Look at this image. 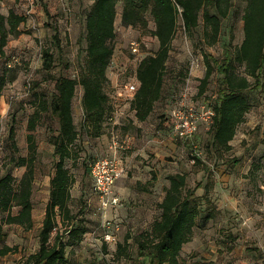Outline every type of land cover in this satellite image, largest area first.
Segmentation results:
<instances>
[{"label": "rangeland", "instance_id": "374dc122", "mask_svg": "<svg viewBox=\"0 0 264 264\" xmlns=\"http://www.w3.org/2000/svg\"><path fill=\"white\" fill-rule=\"evenodd\" d=\"M92 3L93 0H3L6 15L14 10L27 19L20 26V34L10 37L5 53L0 52V77L10 68L9 63L13 68L3 91L0 112V177L11 171L20 178L25 172V168L14 166L12 158L28 155L29 120L35 112L37 97L45 94L51 98L54 92V82L43 69V50L54 51L55 73L79 76L86 58L85 21ZM246 5V0H234L231 15L224 20L221 39L215 46L204 43L203 27L190 37L180 20L163 98L150 118L140 122L132 112L130 102L134 94H130L128 88L133 83L138 84L141 61L154 54L160 44L152 34L155 29L152 17L148 30L123 25V0L119 2L115 54L108 70L111 83L107 88L118 117L107 126L103 136L92 137L83 128L82 87L78 88L74 101L83 159L75 170L73 205L76 211L85 206L90 232L82 246L69 253V264H133L132 259L118 254V246L127 245L130 257L138 256V245L134 239L128 242L127 236L150 230L160 217L159 204L173 173H187L189 185L199 188L200 195L204 194L209 177H213L216 180L213 201L221 211L207 226L200 225L193 241L184 246V264L209 261L264 264V88L251 93V111L238 128L233 149L224 155L211 147V112L223 86L222 76L215 72L207 92L199 93L201 79L206 74L204 53L222 59L225 48L231 43L232 31L236 36L234 44H241ZM55 28L59 29L61 49L54 42ZM134 47L138 48L137 53ZM180 115L192 116L196 121L197 130L192 137L181 138L177 134ZM13 126L19 151L10 139ZM57 128V121L47 114L35 131L40 152L34 191L35 228L4 226L0 249L8 244L19 246L23 252L0 255V264H17L25 255L39 249V231L55 164V148L49 137ZM196 155L201 157V162L194 159ZM106 157L118 160L122 175L113 188V195L119 197L120 204L103 216L99 211L100 196L87 167ZM154 174L157 181L153 179ZM3 215L0 212V222ZM107 233L113 234L116 241L107 242Z\"/></svg>", "mask_w": 264, "mask_h": 264}, {"label": "trees", "instance_id": "16d2710c", "mask_svg": "<svg viewBox=\"0 0 264 264\" xmlns=\"http://www.w3.org/2000/svg\"><path fill=\"white\" fill-rule=\"evenodd\" d=\"M120 1L93 0L85 21L86 58L79 76L73 78L55 73L54 51L51 48L43 50V69L54 82V92L51 98L45 94L37 97L35 112L29 120L28 155H14L12 158L14 166L25 168V172L20 178L11 171L0 177V212L4 214L0 222V237H3L5 225L34 229V191L40 157L35 131L41 119L51 115L58 123V128L49 137L55 148V164L50 180V196L39 231L40 246L17 264H69V253L81 247L90 232L85 206L76 211L73 205V189L77 183L75 170L83 159L74 101L78 88L82 87L83 128L92 137L103 136L107 126L116 119L117 111L107 88L111 83L108 70L115 54ZM246 2L241 44H234L236 36L232 31L231 43L225 48L222 59L204 53L206 74L201 79L200 95L207 92L215 72L222 76L223 86L212 110L211 126V147L221 155L233 149L232 142L238 128L246 122L252 108L251 93L264 88V0ZM2 3L3 0H0V52L4 54L10 37L20 34V26L27 18L14 10L6 15ZM233 7L234 0H123V25L148 30L152 17L155 23L152 34L160 44L154 54L141 61L137 71L139 88L131 100V108L140 122L150 118L156 104L163 98L168 63L180 20L190 37L203 27L204 43L215 46L221 39L224 20L229 18ZM55 29L54 42L61 49L59 29ZM8 66L10 68L0 77V112L3 91L9 74L13 72L12 64ZM10 139L19 151L14 126ZM194 159L202 161L198 155ZM262 167L264 169V164ZM90 172L91 168L87 167V173ZM188 177L187 173L170 174V185L166 187L165 197L159 204L162 211L160 217L150 230L127 236L128 242L134 239L138 245V256L130 257L127 245L119 244L120 256L126 255L133 264H184V246L193 241L196 229L200 225L207 226L221 212L212 196L216 180L209 177L204 194L200 195L199 188L189 185ZM153 179L158 180L156 174ZM15 209L18 211L15 212ZM19 252H23L19 246L8 244L0 249L1 256Z\"/></svg>", "mask_w": 264, "mask_h": 264}, {"label": "built area", "instance_id": "2783aa9c", "mask_svg": "<svg viewBox=\"0 0 264 264\" xmlns=\"http://www.w3.org/2000/svg\"><path fill=\"white\" fill-rule=\"evenodd\" d=\"M134 52H138V48H133ZM138 82V81H137ZM139 82L133 83L129 86V93L134 94L138 91ZM131 96V100L134 98ZM213 116V112H211ZM180 123L177 126V134L181 138H189L194 135L197 130L196 121L194 118L180 115ZM116 150L117 147H114ZM91 172L95 182V191L100 196L99 211L101 214L106 215L107 211L112 207L118 206L120 204V199L117 196L113 195V188L115 187V182L122 175V170L119 168V162L115 158H103L96 161L91 165ZM108 223H106V228L109 229ZM107 242H115L116 237L113 234L107 233L105 236Z\"/></svg>", "mask_w": 264, "mask_h": 264}, {"label": "crops", "instance_id": "0c3cea01", "mask_svg": "<svg viewBox=\"0 0 264 264\" xmlns=\"http://www.w3.org/2000/svg\"><path fill=\"white\" fill-rule=\"evenodd\" d=\"M132 102V101H131ZM131 102H130V106H131ZM132 112L134 113V116H136V113H135V111L134 110H132ZM118 112H117V114H116V119H117V117H118ZM120 190V189H119ZM45 216V215H44ZM44 219V218H43Z\"/></svg>", "mask_w": 264, "mask_h": 264}]
</instances>
